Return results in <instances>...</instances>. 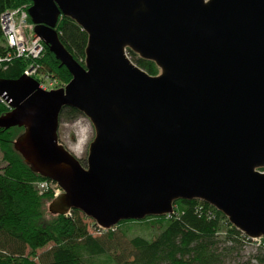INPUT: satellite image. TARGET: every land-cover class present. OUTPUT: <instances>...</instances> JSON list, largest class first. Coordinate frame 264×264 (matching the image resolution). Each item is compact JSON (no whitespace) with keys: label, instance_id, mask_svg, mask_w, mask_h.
Wrapping results in <instances>:
<instances>
[{"label":"water","instance_id":"1","mask_svg":"<svg viewBox=\"0 0 264 264\" xmlns=\"http://www.w3.org/2000/svg\"><path fill=\"white\" fill-rule=\"evenodd\" d=\"M27 14L71 79L0 78V127H22L14 149L61 188L51 214L110 229L199 199L264 237V0H32ZM61 15L87 33L83 64L60 41ZM65 106L94 128L85 162L58 142Z\"/></svg>","mask_w":264,"mask_h":264},{"label":"trees","instance_id":"2","mask_svg":"<svg viewBox=\"0 0 264 264\" xmlns=\"http://www.w3.org/2000/svg\"><path fill=\"white\" fill-rule=\"evenodd\" d=\"M31 3L32 0H0V15ZM56 30L65 48L83 64L87 33L62 15ZM5 50L0 28V53ZM127 54L146 72L157 74L153 61L140 58L130 49ZM37 62L61 85L71 79L68 69L60 65L45 44ZM29 63L28 58L13 57L6 68L0 69V78H18ZM7 111L0 102V115ZM80 115L76 108L65 106L59 121H73ZM22 129L0 127V264H225L247 244L259 250L255 257L264 263V237L256 246L220 211L199 199H177L171 214L121 220L106 230L99 229L94 221L89 226L87 217L77 209L49 215L47 205L54 198L52 185L56 183L33 172L14 149L13 141ZM43 182L47 187L39 190L36 184ZM132 225L155 231L149 236L133 235L124 248L120 238Z\"/></svg>","mask_w":264,"mask_h":264},{"label":"built area","instance_id":"3","mask_svg":"<svg viewBox=\"0 0 264 264\" xmlns=\"http://www.w3.org/2000/svg\"><path fill=\"white\" fill-rule=\"evenodd\" d=\"M24 10L25 8L22 6L15 10H6L0 15V28L4 38V45L6 46L5 52L0 53V69L6 68L7 63L11 61L13 57L28 58L30 59V63L24 69L23 73L35 78L42 89L51 90L53 88L52 86L59 80L51 74L44 73L40 63L37 62L44 54V43L40 37L33 34V26L26 24L28 16H24ZM30 28L32 29V34L27 35V31ZM48 87H51V89H48ZM0 102H2L8 110L11 109L9 103L2 96H0ZM41 185H44L45 188L47 187L46 182L41 183ZM52 187H55L53 188L54 197L61 193V188L57 184L52 185ZM97 227L101 230H106L98 225ZM262 238L263 237L249 238V240L259 245L262 243Z\"/></svg>","mask_w":264,"mask_h":264},{"label":"rangeland","instance_id":"4","mask_svg":"<svg viewBox=\"0 0 264 264\" xmlns=\"http://www.w3.org/2000/svg\"><path fill=\"white\" fill-rule=\"evenodd\" d=\"M28 7L29 6L27 4L23 5V8H25L24 16H28V14L26 12ZM18 8H20V7H18ZM18 8H16V9H18ZM10 10H15V9H10ZM19 16H20V14H19ZM26 24L33 26V28H34V24L32 22L27 21ZM31 30H32L31 28L28 29L27 35L32 34ZM33 34H34V32H33ZM63 85H65V84H63ZM63 85H61V82L58 81L56 84H54V86H52L53 87L52 89L62 87ZM48 89H51V87H48ZM76 125H78V127H76ZM81 129L85 133V141H84V144L82 147V153L78 157L81 159L82 162H85V160L87 158L90 142L93 140L94 135H95L94 128H93L90 120L87 117H85L84 115L81 114L78 118H76L73 121H64V120L59 121L58 128H57V137H58V142L61 145H63L64 147H66L68 150H70V146L74 145L77 142L78 132L80 133V131H78V130H81ZM22 132H23V129L21 131H19L18 135ZM1 156H2V153L0 151V165L3 164ZM36 185L38 186L39 190H42L45 188L44 185H41V183H37ZM52 188H55V187H52ZM61 192H62V190H61ZM46 211L49 215H53L48 211V209ZM92 221H94V220L87 217L86 222H87V224H89V226H91ZM127 231H128L127 234L120 238L121 245L124 248L128 245V241L133 235L141 234L144 236H149L150 232H153L155 230H150V229L145 228V227L143 228L140 226L132 225L131 228ZM258 252H259V250L255 249V247L252 246L251 244H247L245 246L243 245L239 249L238 253L234 252L233 256L231 258L227 259L225 264H264V263H260L258 261V259L255 257Z\"/></svg>","mask_w":264,"mask_h":264},{"label":"bare ground","instance_id":"5","mask_svg":"<svg viewBox=\"0 0 264 264\" xmlns=\"http://www.w3.org/2000/svg\"><path fill=\"white\" fill-rule=\"evenodd\" d=\"M29 17H27V20H28ZM31 22V21H29ZM76 127H78V125H76ZM80 131V133L78 132V140L77 142L70 146V151L75 154L76 156H80L81 153H82V147H83V144H84V141H85V133L84 131L81 129V130H78Z\"/></svg>","mask_w":264,"mask_h":264}]
</instances>
